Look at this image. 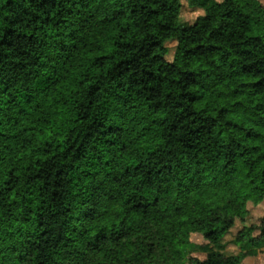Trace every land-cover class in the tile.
Listing matches in <instances>:
<instances>
[{"label": "trees", "instance_id": "1", "mask_svg": "<svg viewBox=\"0 0 264 264\" xmlns=\"http://www.w3.org/2000/svg\"><path fill=\"white\" fill-rule=\"evenodd\" d=\"M181 7L0 0V264H245L264 244L263 217L247 253L184 259L264 203V6L213 2L188 27ZM53 117L72 127L48 135ZM210 188L215 207L193 198Z\"/></svg>", "mask_w": 264, "mask_h": 264}, {"label": "rangeland", "instance_id": "2", "mask_svg": "<svg viewBox=\"0 0 264 264\" xmlns=\"http://www.w3.org/2000/svg\"><path fill=\"white\" fill-rule=\"evenodd\" d=\"M223 0H205L204 5L201 8H193L191 7L186 0H180L181 2V10H180V25L182 27H188L193 25L196 20L204 16L205 10L211 6L213 2H222ZM262 6H264V0H258ZM177 43L169 42L166 44L168 48V56L167 60L169 62L173 61L175 55ZM249 216L244 222L237 221L235 227L231 230V232L224 237V239L217 246H209L206 247L205 240L201 235H193L191 237V244L184 247L183 256L185 261L196 258L199 260H205L208 254H219L225 255L227 257H239L243 253H247L246 247L243 249L236 241L241 232L245 230V228H255L258 227L261 219L264 217V203L260 206L249 205ZM259 235L258 230H254L253 237H257ZM245 264H264V244L260 245L256 248L255 256H248L245 261Z\"/></svg>", "mask_w": 264, "mask_h": 264}, {"label": "clouds", "instance_id": "3", "mask_svg": "<svg viewBox=\"0 0 264 264\" xmlns=\"http://www.w3.org/2000/svg\"><path fill=\"white\" fill-rule=\"evenodd\" d=\"M109 27H110V33L109 34H114V32H111V26H109ZM254 31H257V32L258 31H264V27H262L259 30H254ZM129 36H130V34H129ZM106 48L108 51H112L111 47H109L107 45H106ZM82 55H83V53H82ZM88 55H99V53L93 52V53H88ZM85 67H86V65H85ZM79 71H81V72L84 71V68L79 69ZM93 71L95 72L97 70L94 69ZM61 83L63 84L66 82L62 81ZM57 90L58 91L61 90L60 85H57ZM52 95L55 96L56 92H53ZM69 103H71V101H69ZM199 106L202 107L203 105H199ZM59 110L62 113V116L60 117V119H64L65 117H67L69 115V111H68L67 107L60 106ZM71 115L75 118V113H71ZM161 115H162V113H161ZM77 122H79V121H77ZM68 127H72V125L69 124V125H66L65 127L57 126V118L56 117L52 118V123L44 126L45 132L48 133V135H51L52 132L59 133V134L63 135V133L66 131V129ZM49 129H51V132H48ZM137 131H139V128H137ZM146 139H147V137H145V140ZM140 144L143 145L144 140L140 141ZM262 167H264V165H262ZM209 180H211V177H209ZM175 195H176V193H172L173 197ZM224 195H225V193L223 191L217 190L215 188L208 189L203 195L197 194L195 192L192 193V196L195 200L202 201L204 204L209 205V207H215V205L217 203H220V200L218 199V197L224 196ZM162 207H163V205H162Z\"/></svg>", "mask_w": 264, "mask_h": 264}]
</instances>
